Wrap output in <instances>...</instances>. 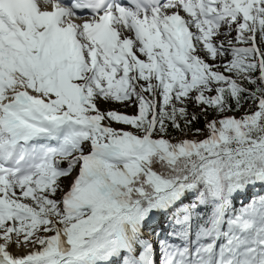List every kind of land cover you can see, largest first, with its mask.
I'll return each mask as SVG.
<instances>
[{
  "label": "snow or ice",
  "instance_id": "obj_1",
  "mask_svg": "<svg viewBox=\"0 0 264 264\" xmlns=\"http://www.w3.org/2000/svg\"><path fill=\"white\" fill-rule=\"evenodd\" d=\"M0 264H264V0H0Z\"/></svg>",
  "mask_w": 264,
  "mask_h": 264
},
{
  "label": "rangeland",
  "instance_id": "obj_2",
  "mask_svg": "<svg viewBox=\"0 0 264 264\" xmlns=\"http://www.w3.org/2000/svg\"><path fill=\"white\" fill-rule=\"evenodd\" d=\"M109 107H111L110 105H106V107H103L102 105H101V108L102 109H106V108H109ZM117 109L119 108L120 110H118V111H121V112H126L127 114H129V115H134L135 114V112H136V110L134 109V108H132V107H126V106H119V104L117 105V106H115ZM115 107H111V108H114L115 109ZM192 107V105H190V108ZM251 107V104H250V102L248 103V104H245L244 105V107H243V109H241V112H247L248 110H249V108ZM236 115H238V113H235ZM240 115V114H239ZM239 206H240V204H239ZM239 209V208H238Z\"/></svg>",
  "mask_w": 264,
  "mask_h": 264
},
{
  "label": "bare ground",
  "instance_id": "obj_3",
  "mask_svg": "<svg viewBox=\"0 0 264 264\" xmlns=\"http://www.w3.org/2000/svg\"><path fill=\"white\" fill-rule=\"evenodd\" d=\"M103 107H106V105L105 104H101ZM118 104H111L110 106L111 107H115V106H117ZM119 106H121V105H119ZM115 109L116 110H120L119 108L117 109L116 107H115ZM240 113H238V115H239ZM113 127H117V128H119V127H122V126H120V125H116V124H113ZM249 197L252 195V193L251 192H249ZM237 202H240V200H237L236 201V203ZM243 202H245L244 204L246 205V204H248V202H249V200H248V198L247 197H245L244 199H243ZM237 208H239V207H237ZM153 239H154V237H153ZM13 252H18V249H16V248H14L13 249Z\"/></svg>",
  "mask_w": 264,
  "mask_h": 264
},
{
  "label": "trees",
  "instance_id": "obj_4",
  "mask_svg": "<svg viewBox=\"0 0 264 264\" xmlns=\"http://www.w3.org/2000/svg\"><path fill=\"white\" fill-rule=\"evenodd\" d=\"M198 127L203 128V122H201V123L198 125Z\"/></svg>",
  "mask_w": 264,
  "mask_h": 264
}]
</instances>
